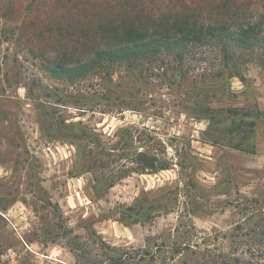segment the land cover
Listing matches in <instances>:
<instances>
[{
    "label": "rangeland",
    "instance_id": "rangeland-1",
    "mask_svg": "<svg viewBox=\"0 0 264 264\" xmlns=\"http://www.w3.org/2000/svg\"><path fill=\"white\" fill-rule=\"evenodd\" d=\"M4 3L0 0V16ZM16 3L22 15L19 24L8 23V37L20 36L25 23L24 40L51 45L59 39L52 37L58 23L96 22L108 6L102 0ZM135 6L155 18L188 15L199 25L224 22L237 28L263 20L264 0H140ZM253 57L243 67L242 80H223L217 76L221 50L210 46L191 56L184 79L171 72L168 80L162 70L117 77L105 97L87 84L90 99L77 105L71 97L68 104H59L51 94L42 95L43 102L33 98L32 87L39 94L79 92L41 71L27 49L4 44L0 264H78L68 245L72 239L96 255L103 244L157 250L178 237L203 249L206 242L228 249L216 239L243 222L242 215H264V68ZM206 86L214 93L211 98L198 95ZM118 96L131 104L102 113L104 98ZM197 103L253 113L254 154L228 145L240 144L243 134L229 133L231 119L224 114L211 130L209 120L193 116ZM140 155L156 159L154 168L139 161ZM135 206L150 218H132L128 208ZM189 231L195 235L192 242L186 238ZM106 259L99 258L108 264Z\"/></svg>",
    "mask_w": 264,
    "mask_h": 264
},
{
    "label": "trees",
    "instance_id": "trees-1",
    "mask_svg": "<svg viewBox=\"0 0 264 264\" xmlns=\"http://www.w3.org/2000/svg\"><path fill=\"white\" fill-rule=\"evenodd\" d=\"M139 1L102 0L107 3V10L100 13L96 22L87 25L76 22L67 25L58 23L52 29V37L59 39L55 45H51L37 38L32 43L24 40L22 36L28 30L25 23L18 29L20 36L13 34V37H8V23L19 24L22 10L18 9L16 0H5L0 16V49L10 42L27 49L39 62L41 71L66 88L77 89L79 96H67L56 93V90L41 91L40 95L34 87L29 89L30 95L39 102H43L42 95L51 94V98H58L59 104H68L70 97L77 105L89 100V96L85 95L87 84L91 85L94 92H100L96 94L105 97L108 92H112L110 88L114 86L117 77L132 75L139 78L162 70V76L168 80L171 72L173 76L184 79L188 74L186 68L190 66L191 56L210 46L221 50L222 69L217 76L223 80H242L243 67L251 62L253 56H257L255 58L264 68V11L260 17L262 21L251 23L247 27L233 28L224 22L199 25L188 15L155 18L146 10L136 8ZM5 64L7 63L2 62V65ZM205 79L208 81L209 76ZM210 89L206 86L198 95L211 98L214 93ZM104 99L107 104L102 113L122 110L131 104L120 96L116 99ZM191 114L199 119L209 120L210 130L219 123L218 116L224 114L231 119L229 133L239 132L240 136L243 134L240 144L228 145L254 154V145L250 147L256 127L253 113L242 112L237 108L216 109L197 103L191 109ZM135 208L136 206L128 208L133 212L130 214L132 218H150L151 215H144L143 207L139 210ZM242 216H246L243 222L237 223L232 230L216 239H222L228 245L226 250L217 246L210 248L207 242L203 249L198 244L180 242V237L169 245H156L157 250H123L102 243L99 255L87 251L76 239L69 241L68 245L78 264H103L100 257H106L108 264H168L171 261L174 264H264V215ZM188 234L190 235L186 238L192 242L195 235L190 231ZM197 255L201 256L203 262ZM178 257L182 259L179 261Z\"/></svg>",
    "mask_w": 264,
    "mask_h": 264
},
{
    "label": "water",
    "instance_id": "water-1",
    "mask_svg": "<svg viewBox=\"0 0 264 264\" xmlns=\"http://www.w3.org/2000/svg\"><path fill=\"white\" fill-rule=\"evenodd\" d=\"M138 160L143 162L147 167H149L151 169L154 168V166H155L154 160L147 155H140L138 157Z\"/></svg>",
    "mask_w": 264,
    "mask_h": 264
}]
</instances>
